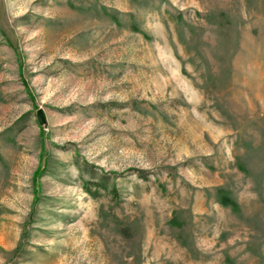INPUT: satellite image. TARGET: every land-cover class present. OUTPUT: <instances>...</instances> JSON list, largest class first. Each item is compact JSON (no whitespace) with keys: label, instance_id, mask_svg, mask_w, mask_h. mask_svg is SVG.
Returning <instances> with one entry per match:
<instances>
[{"label":"rangeland","instance_id":"rangeland-1","mask_svg":"<svg viewBox=\"0 0 264 264\" xmlns=\"http://www.w3.org/2000/svg\"><path fill=\"white\" fill-rule=\"evenodd\" d=\"M0 264H264V0H0Z\"/></svg>","mask_w":264,"mask_h":264},{"label":"trees","instance_id":"trees-1","mask_svg":"<svg viewBox=\"0 0 264 264\" xmlns=\"http://www.w3.org/2000/svg\"><path fill=\"white\" fill-rule=\"evenodd\" d=\"M90 193V191H87ZM220 203L223 205V206H229L231 208H236L235 207V203H233L230 199H228L225 195H221L220 196Z\"/></svg>","mask_w":264,"mask_h":264},{"label":"water","instance_id":"water-1","mask_svg":"<svg viewBox=\"0 0 264 264\" xmlns=\"http://www.w3.org/2000/svg\"><path fill=\"white\" fill-rule=\"evenodd\" d=\"M36 116H37L38 123H40V124L43 123L44 113H43V110L42 109H38L37 110Z\"/></svg>","mask_w":264,"mask_h":264}]
</instances>
